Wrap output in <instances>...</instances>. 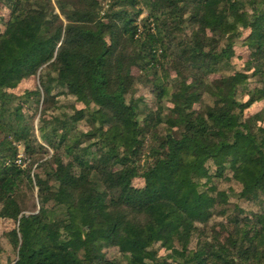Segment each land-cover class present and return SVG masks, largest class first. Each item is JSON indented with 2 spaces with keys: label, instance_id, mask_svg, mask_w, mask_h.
Masks as SVG:
<instances>
[{
  "label": "trees",
  "instance_id": "1",
  "mask_svg": "<svg viewBox=\"0 0 264 264\" xmlns=\"http://www.w3.org/2000/svg\"><path fill=\"white\" fill-rule=\"evenodd\" d=\"M263 123L264 0H0L12 264H264Z\"/></svg>",
  "mask_w": 264,
  "mask_h": 264
},
{
  "label": "rangeland",
  "instance_id": "2",
  "mask_svg": "<svg viewBox=\"0 0 264 264\" xmlns=\"http://www.w3.org/2000/svg\"><path fill=\"white\" fill-rule=\"evenodd\" d=\"M104 2H105V0H103ZM144 15H145V13H143V14H141V16H140V18H142V17H144ZM238 48H237V53L239 54V56H240V59L239 58H237V59H235V63H237V64H241L242 63V56L246 53L245 52V48L244 47H242L241 45H238L237 46ZM38 85V81H37V77L36 78H31V79H29V80H26V81H24L23 83H22V85L20 86L21 87V91H20V93H21V95H24L26 92H28L29 90H32V89H35V86H37ZM19 87V88H20ZM59 101H60V103H63V104H68L69 102H71L72 101V99L70 98V97H60L59 96ZM32 106L33 105V107L34 108H36L37 107V105H35L34 103H33V98H30L29 99V105L28 106ZM41 109H42V106H39L38 105V107H37V111H36V118H34V122L32 123V125H33V129H34V136L36 137V140L40 143V144H42V145H44V147L48 150V152H49V154H50V156L52 155V151H51V149L48 147V146H46V144L44 143V142H42L41 141V138H40V135H39V132H38V129H37V124H38V116H39V114H40V112H41ZM24 113L26 114V117H28V115L30 116L31 115V113H32V111H31V109H26L25 108V111H24ZM264 124V123H263ZM83 129H85V128H83ZM18 157H17V159L18 160H20V159H23L24 158V151H23V148L21 147V146H18ZM49 156V155H48ZM19 161H17V163H18ZM226 175H228L229 176V174L228 173H226ZM222 182H220L219 183V186H221L222 188H226V187H228V186H231V187H233V188H237V186L235 185V184H233V183H230V181H224V179H222L221 180ZM224 182H228L227 184L226 183H224ZM36 196V191H34V197ZM35 200V199H34ZM245 207V210H249V209H252V207H250L249 205H247L246 204V206H244ZM13 227V225L10 223V222H4V223H2L1 225H0V264H12L13 263V261L15 260V258H16V255H15V253H14V251H13V249H12V247L8 244V242L5 240V238H3L2 237V232L4 231V230H9V229H11ZM111 256H113V254L111 255Z\"/></svg>",
  "mask_w": 264,
  "mask_h": 264
}]
</instances>
